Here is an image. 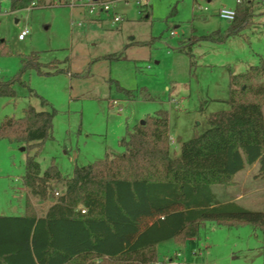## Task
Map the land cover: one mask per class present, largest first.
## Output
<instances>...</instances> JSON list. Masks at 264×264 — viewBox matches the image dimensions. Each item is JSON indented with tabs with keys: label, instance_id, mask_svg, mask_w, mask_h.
<instances>
[{
	"label": "rangeland",
	"instance_id": "374dc122",
	"mask_svg": "<svg viewBox=\"0 0 264 264\" xmlns=\"http://www.w3.org/2000/svg\"><path fill=\"white\" fill-rule=\"evenodd\" d=\"M95 1H113L114 8L106 11L101 5L91 13L89 0H45L39 7L17 11L11 10L10 0L0 6V77H14L32 53L39 54L41 69L51 72L28 69L23 74L26 85L15 86L16 96L0 97V123L6 117H22L29 105L56 109L53 138L44 142L37 160L44 171L55 159L63 174L62 181L52 182L47 199L33 195L23 175L26 157L35 150L26 149V143L0 139V214H24L27 196L36 212L45 214L64 193L76 165L101 160L107 153H124L120 139L159 109L169 112L175 138L171 152L176 156L178 140L202 133L211 113L229 108L231 74L264 58V7L258 6L253 22L225 41L196 43L191 57L180 46L191 36L226 30L231 22L217 11L222 6L235 8V0ZM98 13L106 20L89 23L100 21L89 19ZM116 13L122 16L119 22H114ZM26 28L30 33L20 40ZM132 41L144 45L126 48ZM119 54L125 58H103ZM82 72L86 75L71 74ZM259 169V163L249 167L239 188L247 193L242 205L257 210L264 209V177ZM227 187L213 186L221 199L231 200L235 193L229 194ZM262 244L263 231L250 223L228 226L206 221L195 238L161 242L157 251L159 261L263 264Z\"/></svg>",
	"mask_w": 264,
	"mask_h": 264
},
{
	"label": "trees",
	"instance_id": "16d2710c",
	"mask_svg": "<svg viewBox=\"0 0 264 264\" xmlns=\"http://www.w3.org/2000/svg\"><path fill=\"white\" fill-rule=\"evenodd\" d=\"M10 2L17 11L33 3L39 7L45 0ZM252 19L253 2L238 5L226 30L191 36L179 50L192 57L199 41L223 42ZM113 57L120 60L122 54L103 58ZM39 58L32 53L14 77H0V97H15L16 84L26 85L23 74L32 67L51 74L41 69ZM229 92V108L211 113L202 133L180 140L179 155L171 152L169 112L159 109L120 139L124 153L76 165L64 193L45 214L39 215L27 196L23 215H0V264H173L159 261L158 244L196 237L206 221L260 228L264 260V210L224 202L213 188L234 184L238 172L257 162L264 177V58L232 73ZM56 112L29 105L22 117L0 123V139L35 150L26 157L23 182L41 199L49 197L52 182L63 180L55 159L44 171L37 160L44 142L53 138Z\"/></svg>",
	"mask_w": 264,
	"mask_h": 264
},
{
	"label": "crops",
	"instance_id": "0c3cea01",
	"mask_svg": "<svg viewBox=\"0 0 264 264\" xmlns=\"http://www.w3.org/2000/svg\"><path fill=\"white\" fill-rule=\"evenodd\" d=\"M209 1H211V0H209ZM2 5V4H1ZM0 5V6H1ZM258 6H261V7H264V2H254L253 3V19H252V22H253V20H254V17H255V12L257 11V7ZM237 7H238V5H236V9H237ZM209 8L207 7V9H205V10H208ZM219 10V9H218ZM217 14H218V11H217ZM90 18H95V19H100V21H89V23H95V22H98V23H102V22H104V20H106V19H104V18H102V15L100 14V13H98V14H95V15H91V16H89V19ZM80 24H82V22L80 23ZM142 43H144V42H141V41H132L130 44H128L127 46H126V48L127 47H129L130 45H132V44H139V45H144V44H142ZM146 43V42H145ZM219 43H221V42H219ZM186 44V43H185ZM180 47H182V46H180ZM192 52H193V49H192ZM124 56H123V54H122V58H123ZM125 58V57H124ZM175 138L171 135V140L173 141ZM178 142L180 143V140H178ZM180 149H181V145H180ZM180 154V151H179V153L177 154V155H179ZM258 163V162H257ZM257 163H254L253 165H255V164H257ZM252 165H248L245 169H243L242 171H240V172H238L237 174H236V176H235V184L234 185H231V186H228L227 188H225L226 189V191H228V193L229 194H232V193H235V196L233 197V199H231V200H223V199H221L220 198V196L218 195V197L220 198V200H222V201H236V202H238L239 204H241L242 205V200H244L245 198H246V195H247V193H245L244 191H240L239 190V188L241 187V185H242V182L245 180V179H247L248 177V168L249 167H251ZM214 191H215V189H214ZM216 192V191H215ZM217 193V192H216ZM218 194V193H217ZM260 210H264V209H260ZM0 215H23V214H0ZM193 238H195V237H193ZM171 261L172 260H174V259H170ZM175 261V260H174ZM175 263H177V261H175ZM191 264V263H190Z\"/></svg>",
	"mask_w": 264,
	"mask_h": 264
},
{
	"label": "built area",
	"instance_id": "2783aa9c",
	"mask_svg": "<svg viewBox=\"0 0 264 264\" xmlns=\"http://www.w3.org/2000/svg\"><path fill=\"white\" fill-rule=\"evenodd\" d=\"M5 1H9V0H0V5ZM141 1L142 0H140L139 2L141 3ZM235 1H236L237 5H241V4H244L246 2H253V3L254 2H264V0H235ZM33 5H35V3H33ZM101 5H102V8L106 11H109V10H111V8H114V2L113 1H105V2H102L100 4H97V1L89 0V2H88L89 11L91 13H95V11H97L98 8L101 7ZM205 9H207V7H205ZM218 16L223 20H226L228 22H233L237 16V9L232 8V7L230 8V7L222 6L218 10ZM121 20H122V16H120L119 14L116 13L114 15V22H119ZM29 33H30V30L28 28L22 30L19 34V39L25 40ZM172 34H175V32H172ZM82 211L86 212V209L83 208Z\"/></svg>",
	"mask_w": 264,
	"mask_h": 264
},
{
	"label": "water",
	"instance_id": "95a60500",
	"mask_svg": "<svg viewBox=\"0 0 264 264\" xmlns=\"http://www.w3.org/2000/svg\"><path fill=\"white\" fill-rule=\"evenodd\" d=\"M140 123H141V124H144V123H145V120H144V119L141 120ZM24 149H25V147H24Z\"/></svg>",
	"mask_w": 264,
	"mask_h": 264
}]
</instances>
